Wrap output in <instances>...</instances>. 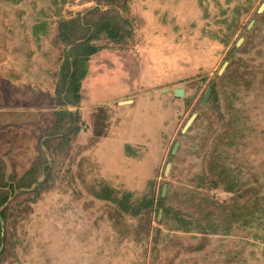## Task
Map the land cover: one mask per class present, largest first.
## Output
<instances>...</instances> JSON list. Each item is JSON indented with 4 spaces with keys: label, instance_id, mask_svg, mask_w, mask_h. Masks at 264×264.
<instances>
[{
    "label": "rangeland",
    "instance_id": "rangeland-1",
    "mask_svg": "<svg viewBox=\"0 0 264 264\" xmlns=\"http://www.w3.org/2000/svg\"><path fill=\"white\" fill-rule=\"evenodd\" d=\"M101 15L126 38L61 108L59 26ZM0 160V264H264V0H0Z\"/></svg>",
    "mask_w": 264,
    "mask_h": 264
},
{
    "label": "trees",
    "instance_id": "trees-1",
    "mask_svg": "<svg viewBox=\"0 0 264 264\" xmlns=\"http://www.w3.org/2000/svg\"><path fill=\"white\" fill-rule=\"evenodd\" d=\"M107 3L114 4L117 0H103ZM99 20L94 23L95 33L93 40L87 43H81L77 41L76 38L80 35L81 31L86 29H81L74 22H62L59 26V34L57 35V40L64 44L70 49V56L68 54L64 57L61 72L59 74V84L57 91V101L58 105L63 108L68 104L78 105L81 101V88L82 82L88 74V62L90 57L94 56L99 52V49L92 44L94 40H100L102 36H107L114 42H122L126 38V28L124 25L120 24L115 17L109 15L99 16ZM73 59V60H72ZM213 93L216 92L215 88L212 89ZM67 95V96H64ZM57 121L55 127L59 130L65 129L68 126L67 144L75 140L80 134V124L82 120L78 114H73L66 110L58 111ZM75 128L73 129V127ZM37 173V174H36ZM29 175V176H28ZM38 175L37 170H32L22 179L19 183H25L26 177L32 176L31 180L28 181L26 187H30L37 182L35 176ZM34 178V179H33ZM12 191L16 190L15 186H11ZM7 184L5 182L4 166L0 160V209L7 203L9 198V192L6 191ZM18 188V187H17ZM19 189V188H18ZM40 191V190H39ZM38 191L39 198L40 192ZM236 198L232 199L231 202H225L224 205L228 206L226 209L228 214L223 221L226 223L225 233H229L232 229L233 223L241 215V210L237 214ZM8 211V210H7ZM6 210H3L0 214L4 219H7ZM0 242H1V221H0Z\"/></svg>",
    "mask_w": 264,
    "mask_h": 264
},
{
    "label": "water",
    "instance_id": "water-1",
    "mask_svg": "<svg viewBox=\"0 0 264 264\" xmlns=\"http://www.w3.org/2000/svg\"><path fill=\"white\" fill-rule=\"evenodd\" d=\"M226 66H227V65H226ZM175 96H176V97H183V96H184L183 90H177V91L175 92ZM210 96H211V91H208V92H207V95H206V97H205V99H204V103L207 102V100L209 99ZM196 118H197V115H194V116L192 117V119L189 121L187 127L185 128L186 131L190 129V127L192 126V124L194 123V121L196 120ZM166 189H167V186H165V190H166ZM165 190H164V191H165ZM164 193H165V192H164Z\"/></svg>",
    "mask_w": 264,
    "mask_h": 264
}]
</instances>
